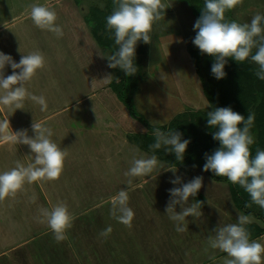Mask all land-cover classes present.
Returning a JSON list of instances; mask_svg holds the SVG:
<instances>
[{"label": "rangeland", "instance_id": "1", "mask_svg": "<svg viewBox=\"0 0 264 264\" xmlns=\"http://www.w3.org/2000/svg\"><path fill=\"white\" fill-rule=\"evenodd\" d=\"M162 2L166 10L152 25L151 44L141 40L136 45L139 88L133 98L137 112L149 126L173 123L182 130L203 134L207 113L214 106L191 56L196 19L185 2ZM87 3L0 0V52L17 63L22 55H43L44 66L24 86L47 103L45 111L30 99L24 101L23 110L0 105V120L9 119L13 131H18L33 122L25 120L26 114L41 118L40 122L52 130L51 140L60 138L59 148L66 152L63 170L68 174L67 178H58L59 182H25L15 196L0 200V264H224L230 257L212 248L209 238L215 237L218 227L237 224L238 216L247 214L234 205L227 182L214 180L203 171L204 160L190 156L188 162L183 160L166 169L164 165V169L157 167L145 179L126 175L134 159L153 155L158 159L166 146L146 151L139 148L141 144L152 145L155 139L148 131L150 127L131 116L109 87L113 71L108 67V49L95 43L83 20L80 6ZM31 5L53 9L63 36L38 28L30 16ZM233 12L240 24H250L257 13L264 16V0H242ZM261 27L264 29V21ZM256 51L253 48L251 55ZM251 55L246 60L253 63ZM12 71L10 65L6 66L5 76ZM250 83H241L236 93L246 118L255 114L250 131L264 150V80ZM217 104L229 107L221 95ZM107 115L114 117V125L120 130L116 126L114 130L105 128ZM81 144L80 152L84 153H73L72 146L77 149ZM211 146L214 151L220 143L212 139ZM28 151L27 145L0 142V173L14 168L17 161L27 166L32 156ZM177 176L181 184L170 183ZM197 176L203 177L202 187L189 198L188 205L202 202V215L185 218L181 226L186 230L178 232L177 222L166 213L171 199L168 190ZM121 189L127 191L128 207L134 212L130 227L111 214L112 199ZM57 204L75 213L63 240L56 239L42 212L51 211ZM175 210L180 212V206ZM249 216L257 226L264 227V218ZM109 226L112 231L101 235ZM255 240L264 245L263 240Z\"/></svg>", "mask_w": 264, "mask_h": 264}, {"label": "clouds", "instance_id": "2", "mask_svg": "<svg viewBox=\"0 0 264 264\" xmlns=\"http://www.w3.org/2000/svg\"><path fill=\"white\" fill-rule=\"evenodd\" d=\"M116 2L118 7L107 17V27L114 30L115 43L119 50L106 57L109 61L108 67L113 69L118 67L126 76H133L137 73V66L134 63L137 42L142 40L145 44H151L152 25L160 19L161 12L166 10V6L162 0H116ZM241 2L242 0H206L205 10L194 24L196 36L192 43L202 54L215 58L211 72L216 79H223L226 76L224 70L226 58L231 57L236 62H243L249 58L252 49L257 48L256 53L251 55V60L259 66L256 76L264 80L262 35L264 29L261 27L264 16L257 13L250 24L225 21V12L234 9ZM30 7L31 19L38 28L48 30L57 37L63 36L61 27L55 23L57 14L53 9L42 5ZM44 62V57L39 52L22 55L18 63L10 55L0 52V105L23 110L24 101L30 99L41 106V111H45L47 109L45 98L29 93L24 86L37 70L44 66ZM8 65L13 71L11 75L5 76L4 70ZM108 77L111 76L106 78ZM207 117L208 126L218 129L213 133V139L219 141L220 147L211 155L205 154L206 163L203 165V171L211 170L216 176L226 177L231 183L238 184L250 195L252 203L264 209V150L257 149L252 158L249 148L254 143L250 128L254 123L255 114L250 113L245 118L230 107H218L209 111ZM31 128L33 136L28 135L27 129L13 131L9 119L0 120V142L27 145L34 154V162L27 166L17 161L14 168L0 173V200L15 196L25 182L56 180L63 171L66 152L51 140L52 130L44 123L34 120ZM154 135L155 143L150 145V148L171 146L170 152L175 154L177 160H183L190 140H182V133L177 131L164 133L155 129ZM157 167L164 169L155 155L150 158L134 159L126 175L146 177ZM170 183L181 184V178L177 176ZM202 183L203 177L197 176L183 183L181 187L168 190L171 199L166 207V213L170 214V219L177 222L178 232L186 230L181 226L185 218L202 215L200 211L202 202L195 201L188 205L189 198L197 195ZM128 200L127 191L121 189L112 199L111 214L119 222L130 227L134 212L128 207ZM176 205L180 206V212L175 210ZM245 207H251V204H245ZM42 212L56 239L63 240L64 231L71 226L72 220L67 207L61 204L51 211L44 209ZM117 212L119 215H116ZM248 223H251L249 215H239L237 224L218 227L215 229V237L209 238L212 248L219 249L230 257L224 264H264V245L250 240V233L245 228ZM111 231L112 228L109 226L101 235L106 236Z\"/></svg>", "mask_w": 264, "mask_h": 264}, {"label": "trees", "instance_id": "3", "mask_svg": "<svg viewBox=\"0 0 264 264\" xmlns=\"http://www.w3.org/2000/svg\"><path fill=\"white\" fill-rule=\"evenodd\" d=\"M88 0H75L76 4L79 5L82 2L87 3ZM92 1H95L91 3ZM180 2H185L195 17L196 21L201 16V12L205 10L206 0H179ZM99 2L101 5H99ZM88 4V3H87ZM97 4V5H96ZM118 7L116 0H89V4L86 6H80L83 20L91 33L95 43L102 49L107 48L109 56L113 55L119 50V46L115 43V33L114 30L107 27V17L113 13V11ZM225 21L231 22L236 21L239 23L238 19L235 18L233 9L227 10L225 12ZM104 47V48H103ZM106 50V49H104ZM107 51V50H106ZM255 54V53H254ZM252 54V55H254ZM191 56L195 65L197 72L200 74L201 79L204 84V89L206 94L211 98V102L215 108H218L217 97L221 95L224 104L229 106L233 111L238 112L245 118V109H242V103L237 96L236 90L238 87H242L243 84H251L250 82L260 83V79L256 76V72L259 70L255 63L248 62L247 60L243 62H236L234 58H226L227 63L225 65L226 76L223 79H216L211 72L212 64L215 62V58L207 54H202L200 50L193 45L191 47ZM113 71L112 79L108 82L111 90L114 91L117 98L125 105L129 114L136 119H140L145 127H150L148 130L155 139L154 130L159 129L164 133H169L177 131L182 133V140H190V143L185 151L183 160L188 162L190 156H196V158L204 160L203 165L206 163L205 154L211 155L213 153V148L211 142L213 139V133L218 129L211 128L206 124L203 134H195L194 132L185 131L179 128L177 125H159V126H149L145 118H141L137 112L136 104L133 98V94L139 88V81H137V74L133 76H126L123 70L120 68H111ZM118 80V82H117ZM212 82L210 87V83ZM255 85V84H254ZM217 91H214L217 89ZM216 92V93H215ZM25 120H33L32 115L26 114ZM176 122V121H175ZM31 123V122H30ZM243 127V124L240 125ZM251 134V131H250ZM252 135V134H251ZM131 136V135H130ZM253 136V135H252ZM152 137V138H153ZM131 137L129 138V140ZM134 140V139H133ZM132 142V139L130 140ZM136 142V141H135ZM155 141L152 143L154 144ZM139 146V145H137ZM141 150L146 151L150 148V143L141 144L139 147ZM251 157L254 158L257 149H260V145L254 141L252 145L249 146ZM30 149V148H29ZM171 151V146H166L165 152L161 151L158 154V159L162 161V165L165 167L178 165L183 160H177L175 154ZM157 157V155H156ZM167 161H165V160ZM207 174L217 181L227 182L232 201L234 205L247 215L258 217L263 219L264 209H261L258 205L252 203L250 195L238 184L231 183L226 177H218L211 170L207 171ZM245 204H251V207H245ZM247 231H251L250 240H253L264 234V227L257 226V223H248L245 227Z\"/></svg>", "mask_w": 264, "mask_h": 264}, {"label": "crops", "instance_id": "4", "mask_svg": "<svg viewBox=\"0 0 264 264\" xmlns=\"http://www.w3.org/2000/svg\"><path fill=\"white\" fill-rule=\"evenodd\" d=\"M91 115V114H90ZM110 115V114H109ZM111 116V115H110ZM110 116H108L107 115V117L105 118V128H109L110 127V129H115V128H113L114 126H116V128H117V130H120L119 129V127L117 126V125H114V124H116V122L113 120V118H111ZM93 119H95L96 118V115H94L93 117H92ZM33 120H37V122H40L42 119L40 118V119H36V117H34L33 118ZM31 125H32V122L31 123H29V126H27V128H25V129H27L28 130V132L30 133V135H29V133H28V135L29 136H33L34 135V133H33V131H32V128H31ZM109 125V126H108ZM15 130V129H14ZM100 130V129H99ZM105 130H109V129H105ZM111 131V130H110ZM112 133H114L113 131H111ZM59 140H60V138H52V141L53 142H55L57 145H58V143H59ZM117 141L118 142H120V138L118 137L117 138ZM82 146H83V144H81V146L79 147V145H77V147H79V148H77V149H75L73 146H72V151H74L73 153H76V154H78L80 151H81V149H82ZM58 147H59V145H58ZM61 147H65V150H67V148H66V146H65V144H61ZM29 148V147H28ZM86 148H90V147H88V146H86ZM30 152H31V150L29 149V151H28V154H30ZM81 153H84V151H82V152H80V154ZM31 155L32 156H30V160L32 161V162H34V154L31 152ZM26 156V155H25ZM27 157V156H26ZM27 161H29V160H27ZM30 161V163H32ZM109 162H112V161H109ZM111 168H113L112 166H111ZM167 168H169V167H167ZM165 169H166V167H165ZM118 174V173H117ZM67 176H68V174L66 173V171L65 170H63L62 171V173H61V175L59 176V178H67ZM144 177V176H143ZM148 178V177H147ZM144 179H145V177H144ZM42 181H43V179H42ZM46 182H53L52 180H47ZM56 182H59V179H57L56 180ZM55 194V193H54ZM54 198H56V197H54ZM58 200H61V198L59 197V199ZM60 202V201H59ZM59 202H57V203H59ZM58 205V204H57ZM73 210L74 209H70L69 211H68V213L70 214V216L71 217H73V215L75 214L74 212H73ZM260 239V240H263L264 241V234L263 235H261V236H259V237H257V238H255V239ZM255 239H253L252 241H257V240H255ZM264 244V243H263Z\"/></svg>", "mask_w": 264, "mask_h": 264}, {"label": "bare ground", "instance_id": "5", "mask_svg": "<svg viewBox=\"0 0 264 264\" xmlns=\"http://www.w3.org/2000/svg\"><path fill=\"white\" fill-rule=\"evenodd\" d=\"M135 260V259H134Z\"/></svg>", "mask_w": 264, "mask_h": 264}]
</instances>
